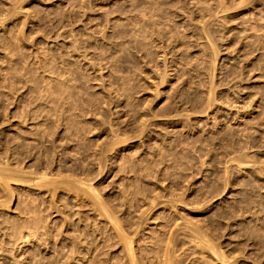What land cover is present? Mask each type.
I'll return each mask as SVG.
<instances>
[{"label":"rangeland","instance_id":"obj_1","mask_svg":"<svg viewBox=\"0 0 264 264\" xmlns=\"http://www.w3.org/2000/svg\"><path fill=\"white\" fill-rule=\"evenodd\" d=\"M222 2L0 0V264H264V0Z\"/></svg>","mask_w":264,"mask_h":264},{"label":"bare ground","instance_id":"obj_2","mask_svg":"<svg viewBox=\"0 0 264 264\" xmlns=\"http://www.w3.org/2000/svg\"><path fill=\"white\" fill-rule=\"evenodd\" d=\"M222 1H223V0H222ZM222 1L219 0V3H221ZM222 3H224V2H222ZM222 3H221V6H220L221 10H222V8H223V6H222L223 4H222ZM225 5H226V4H224V6H225ZM218 7H219V6H218ZM225 9H226V6H225ZM225 9H223V11H224ZM228 9H229V8H228ZM228 9H226V10H228ZM219 10H220V9H219ZM217 11H218V10H217ZM216 13H217V12H216ZM205 37H207V34H206ZM215 53H216V52H215ZM214 56H215V55H214ZM215 57H216V56H215ZM215 57H214V59H216ZM212 65L214 66L213 63H212ZM211 90H212V89H210V91H211ZM209 93H210V92H209ZM209 96H210V95H209ZM209 99H210V98H209ZM2 171H4V170H2ZM6 171H7V169L5 170V173H6ZM3 175H7V174H3ZM10 176H11V175H10ZM5 177H8V176H4V178H5ZM39 178H40V177H39ZM44 178H46V176H44ZM42 179H43V177H42ZM7 180H9V179H7ZM13 180H14V179H13ZM7 182H8V181H7ZM220 194H221V193H220ZM173 200H174V198H172L171 201H173ZM178 202H179V201H178ZM174 203H176V202H174ZM172 204H173V202H172ZM172 204H171V205H172ZM103 207H104V206H103ZM172 207H173V205H172ZM100 208L102 209V207H100ZM103 209H105V207H104ZM107 209H108V208H106V211H107ZM104 211H105V210H104ZM191 211H192V210H191ZM108 212H109V211H108ZM108 212H105V213L108 214ZM189 212H190V211H189ZM110 213H111V212H110ZM198 213H199V212H198ZM262 213H264V212H262ZM111 214H112V213H111ZM191 214H192V213H191ZM221 214H226V213L221 212ZM186 215H187V214H186ZM218 215H219V213H218ZM218 215H217V216H218ZM105 216H106V215H105ZM106 217H109V216H106ZM214 217H215V216H214ZM221 217H222V216H221ZM111 218H112V217H111ZM114 218H115V217H114ZM186 218H187V217H186ZM223 218H225V217H223ZM260 218H261V217H260ZM115 219H116V218H115ZM199 219H200V218H199ZM216 219H217V217L215 218V220H216ZM110 220H113V219H110ZM187 220H188V219H187ZM116 221H117V219L114 220V223H116ZM192 221H193V220H192ZM192 221H191V222H192ZM200 221H201V220H200ZM111 222H112V221H111ZM193 222H194V221H193ZM211 222H213V221H211ZM216 222H218V221H216ZM260 222H262V221H260ZM260 222H259V223H260ZM184 223H185V222H184ZM198 223H200V222H198ZM213 223H215V222H213ZM218 223H219V222H218ZM118 224H120V223H118ZM186 224H187V223H186ZM192 224H193V223H192ZM194 224H196V223H194ZM211 224H212V223H211ZM113 225H117V224H113ZM201 225H203V224H201ZM204 225H205V224H204ZM212 225H214V224H212ZM164 226H166V225H164ZM185 226H186V225H185ZM192 226H193V225H192ZM197 226H199V225L197 224ZM119 227L121 228V225L117 226L118 229H119ZM187 227H189V226H187ZM195 227H196V226H195ZM195 227H194V228H195ZM212 227H216V224H215V226H212ZM257 227H258V226H257ZM117 228H116V229H117ZM196 228H197V227H196ZM189 229H190V228H189ZM197 229H198V228H197ZM197 229H195V230H193V231H196ZM159 230H160V229H159ZM186 230H187V229H186ZM213 230H214V229H213ZM218 230H219V229H218ZM116 231L118 232V230H116ZM189 231H192V230H189ZM208 231H210V230H208ZM186 232H187V231H186ZM197 232H199V231H197ZM203 232H204V231H203ZM217 232H218V231H217ZM259 232H261V229H260ZM153 233H154V232H153ZM187 233H189V232H187ZM194 233H195V232H194ZM206 233H207V231H206ZM247 233H248V235H250V234H249V231H248ZM262 233H264V232H262ZM262 233H261V234H262ZM118 234H119V233H118ZM118 234H116V236H117ZM156 234H157V233H156ZM171 234H173V233H171ZM191 234H193V233H190V235H191ZM195 234H199L198 236H200L201 233H195ZM203 234H204V233H203ZM259 234H260V233H259ZM154 235H155V234H154ZM169 235H170V234H169ZM169 235H168V236H169ZM79 236H80V235H79ZM174 236H175V235H174ZM174 236H173V237H174ZM187 236H189V235H187ZM198 236H197V237H198ZM202 236H203V235H202ZM204 236H206V235H204ZM211 236H213V235H211ZM74 237H75V236H74ZM121 237H122V236H121ZM151 237H152V235H151ZM160 237H161V236H160ZM163 237H164V236H163ZM177 237H178V236H177ZM181 237H182V236H181ZM192 237H193V236H192ZM192 237H191V238H192ZM253 237H254V236H253ZM253 237H251V239H252ZM255 237H256V236H255ZM258 237H259V236H258ZM80 238H81V236H80ZM84 238H85V237H84ZM119 238H120V237H119ZM169 238H171V237H169ZM188 238H190V236H189ZM203 238H206V237H203ZM212 238H213V237H212ZM249 238H250V237H249ZM71 239H72V238H71ZM74 239H75V238H74ZM87 239H88V238H87ZM155 239H157V238H155ZM173 239H174V238H173ZM173 239H172V240H173ZM175 239H176V238H175ZM195 239H197V241H199V240H198L199 237H198V238L195 237ZM208 239H209V241H211L210 238H208ZM216 239H217V238H216ZM76 240H77V239H76ZM76 240H74V241H76ZM78 240H79V239H78ZM204 240H205V239H204ZM206 240H207V238H206ZM254 240H255V239H254ZM259 240H260V239H259ZM82 241H83V240H82ZM86 241H87V240H86ZM129 241L132 242L130 239H129ZM154 241H155V240H154ZM166 241H167V240H166ZM169 241H171V240H169ZM195 241H196V240H195ZM256 241H257V240H256ZM71 242H72V241H71ZM84 242H85V241H84ZM151 242H152V240L150 241V243H151ZM161 242H164V241H161ZM180 242H181V241H180ZM188 242H189V241H188ZM191 242H192V241H190V245L193 243V242H192V243H191ZM201 242H202V240H201ZM205 242H206V241H205ZM257 242H258V241H257ZM77 243H78V242H77ZM79 243H80V242H79ZM79 243H78V244H79ZM82 243H83V242H82ZM155 243H157V242H155ZM172 243H173V241H172ZM182 243H183V242H182ZM196 243H200V242H196ZM206 243L211 244L212 242H206ZM243 243H244V242H243ZM243 243L241 242V244H243ZM86 244H87V243H86ZM126 244H127V243H126ZM129 244H130V243H128V245H129ZM152 244H153V243H152ZM162 244H166V242H165V243H162ZM178 244H179V243H178ZM188 244H189V243H188ZM234 244H235V243H234ZM236 244H237V243H236ZM236 244H235V245H236ZM238 244H239V243H238ZM246 244H247V243H245V244H243V245H246ZM253 244L255 245V243H253ZM253 244H252V245H253ZM256 244H257V243H256ZM258 244H262V243H258ZM70 245H71V244H70ZM79 245H80V244H79ZM159 245H160V244H159ZM166 245L169 246V243L166 244ZM181 245L183 246V244H181ZM194 245H195V244H194ZM203 245H204V243L201 244V246H203ZM206 245H207V244H206ZM213 245H214V244H213ZM68 246H69V245H68ZM76 246H77V245H76ZM86 246H87V245H86ZM156 246H158V245H156ZM160 246H161V245H160ZM168 246H166V247H168ZM170 246H172V245L170 244ZM175 246H176V245H175ZM175 246H173V247H175ZM241 246H242V245H241ZM241 246H239V247H241ZM124 247H127V245L124 246ZM130 247H132L131 244H130ZM177 247H179V246H177ZM180 247H181V246H180ZM196 247H197V246H196ZM207 247H209L208 249L211 250V245H209V246H207ZM218 247H219V246H218ZM221 247H222V245H221ZM239 247H238V248H239ZM250 247H251V246H250ZM69 248H70V247H69ZM73 248H74V246H73ZM75 248H78V247H75ZM160 248H161V247H160ZM201 248H202V247H201ZM203 248H205V247H203ZM230 248H231V247H230ZM236 248H237V246H236ZM241 248H243V247H241ZM259 248L264 249V247H259ZM88 249H89V248H88ZM127 249H129V248H127ZM161 249H165V248L162 247ZM166 249H167V248H166ZM175 249H176V248H175ZM178 249H180V248H178ZM182 249H183V247H182ZM186 249H187V247H186ZM188 249H189V248H188ZM194 249H195V248H194ZM197 249H198V248H196L195 250H197ZM206 249H207V248H206ZM213 249H214V248H213ZM218 249H219V248H218ZM234 249H235V248H234ZM248 249H249V247H248ZM75 250H76V249H75ZM158 250H159V249H158ZM172 250H174V249H172ZM190 250H191V249H190ZM204 250H205V249H204ZM219 250H220V249H219ZM219 250H217V252H218ZM229 250H230V249H229ZM231 250H232V249H231ZM252 250H253V249H252ZM68 251H70V250H68ZM76 251H77V250H76ZM129 251H133V249L131 248ZM163 251H164V250H163ZM177 251H178V250H177ZM205 251H206V250H205ZM213 251H216V250H213ZM213 251L211 250L212 253H213ZM223 251H225V250H223ZM233 251L235 252V250H233ZM241 251H242V250H241ZM259 251H260V250H259ZM263 251H264V250H263ZM74 252H75V251H74ZM150 252H151V250H150ZM153 252H154V251H153ZM160 252H161V254H162V251H160ZM193 252H194V251H193ZM197 252H200V250L197 251ZM202 252H204V251L202 250ZM207 252L211 253L210 251H207ZM242 252H243V251H242ZM261 252H262V251H261ZM77 253H78V252H77ZM128 253H129V252H128ZM128 253H127V254H128ZM133 253H134V252H133ZM140 253L142 254V252H140ZM165 253H166V252H165ZM167 253H171V252H168V251H167ZM184 253H185V252H184ZM200 253H201V252H200ZM200 253H199V254H200ZM219 253H221V256H222V251H221V252H218V255H219ZM239 253H240V252H239ZM69 254H72V253H69ZM154 254H156V253L154 252ZM163 254H164V253H163ZM171 254H172V253H171ZM191 254H192V252H191ZM213 254H214V253H213ZM231 254H232V253H231ZM257 254H258V252H257ZM169 255H170V254H169ZM169 255H168V256H169ZM188 255H189V254H188ZM194 255H195V254H194ZM225 255H226V254H225ZM243 255H245V254H243ZM68 256H69V255H68ZM68 256H67V258H68ZM128 256H130V254H128ZM128 256H127V257H128ZM132 256H133V255H132ZM143 256H144V255H143ZM155 256H156V257H159V255H158V256L155 255ZM168 256H167V257H168ZM170 256H171V255H170ZM204 256H205V255H204ZM211 256L214 257V256H216V254H214V256L211 254ZM219 256H220V255H219ZM226 256H227V255H226ZM232 256H233V255H232ZM232 256H231V258H232ZM235 256H236V255H235ZM247 256H248V255H247ZM255 256H256V255H255ZM130 257H131V256H130ZM140 257H142V256L140 255ZM150 257H153V256H150ZM160 257H161V255H160ZM162 257H163V256H162ZM165 257H166V256H165ZM174 257H176V256H174ZM189 257H190V256H189ZM192 257H193V256H192ZM194 257L196 258V256H194ZM200 257H201V255H200ZM223 257H224V256H223ZM244 257H245V256H244ZM263 257H264V256H263ZM133 258H134V257H133ZM144 258H145V257H143V259H144ZM168 258H170V257H168ZM168 258H167V259L165 258L164 261H165V260H169ZM202 258H206V257H202ZM202 258H201V261H202ZM218 258H219V257H218ZM234 258H235V257H234ZM251 258H252V257H251ZM71 259H72V258H71ZM134 259H135V258H134ZM134 259H133V261H134ZM143 259H142V260H143ZM148 259H149V258H148ZM190 259H191V258H190ZM212 259H213V258H212ZM215 259H217V258H215ZM215 259H214V260H215ZM220 259H221V258H220ZM224 259H225V258H224ZM224 259H221V260H224ZM229 259H230V258H229ZM236 259H237V258H236ZM72 260H73V259H72ZM131 260H132V259H131ZM135 260L137 261V259H135ZM156 260H157V259H156ZM160 260H163V259L160 258L159 261H160ZM172 260H174V259H172ZM177 260H178V259H177ZM177 260H176V262H177ZM179 260H180V259H179ZM196 260H197V259H196ZM196 260H195V261H196ZM203 260H204V259H203ZM208 260H210V259H207V261H208ZM233 260H234V259H233ZM242 260H243V258H242ZM258 260H259V259H258ZM69 261H71V260H69ZM128 261H129V260H128ZM136 261H135V262H136ZM148 261H149V260H148ZM152 261L154 262V260H152ZM164 261H163V262H164ZM192 261H193V260H192ZM192 261H191V263H192ZM195 261H194V262H195ZM197 261H199V260H197ZM207 261H206V262H207ZM210 261H211V260H210ZM217 261H218V260H216V262H217ZM226 261H228V260H226ZM229 261H230V260H229ZM137 262H138V261H137ZM153 262H152V263H153ZM212 262H215V261H212ZM222 262H223V261H221V263H222ZM231 262H232V261H231ZM231 262H230V263H231ZM254 262H256V261H254ZM261 262H262V261H261ZM132 263H133V262H132ZM138 263H140V262H138ZM157 263H158V262H157ZM157 263H156V264H157ZM159 263H160V262H159ZM164 263H165V262H164ZM166 263L169 264V262H166ZM171 263H172V261H171ZM223 263H225V262H223ZM257 263H258V262H257ZM72 264H73V263H72ZM124 264H126V263H124ZM128 264H129V263H128ZM130 264H131V263H130ZM134 264H136V263H134ZM176 264H177V263H176Z\"/></svg>","mask_w":264,"mask_h":264}]
</instances>
